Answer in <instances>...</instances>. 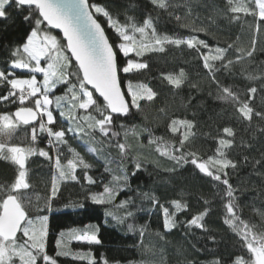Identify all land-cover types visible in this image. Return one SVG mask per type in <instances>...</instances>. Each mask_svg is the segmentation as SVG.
Here are the masks:
<instances>
[{"label":"snow or ice","instance_id":"obj_1","mask_svg":"<svg viewBox=\"0 0 264 264\" xmlns=\"http://www.w3.org/2000/svg\"><path fill=\"white\" fill-rule=\"evenodd\" d=\"M226 2V10L221 14L227 16L230 22L240 23L241 33L245 27L251 32L247 44L241 43V35L223 47L219 42L215 46L210 45L196 35L161 33L151 14L138 23L134 15L126 13L122 22L119 15H114L107 6L93 0H0V21L11 19L9 8L14 6L23 23L31 26L23 42L10 49L6 66L0 68V88L5 89L0 92V104L17 105L14 112L0 114V160L16 168L13 181L0 183V264H17V261L19 264H41V261L43 264H57V260L46 251L48 216L33 218L29 212L31 197L28 190L31 184L26 164L31 157L39 156L54 169L47 197L49 210L50 202L60 191L61 182H80L77 169L83 170V179L87 184L97 183L88 175L92 165L71 147L69 135L72 139L84 140L89 153L97 159L103 158L104 172L111 176L107 183L100 181L102 192L90 193L94 203L112 204L119 193L133 191L130 178L145 170L149 162L158 168L160 159L172 161L179 167L190 164L195 172L209 179L211 188L207 193L189 192L161 203L154 192L135 190L141 203L150 202L151 209H158L162 215L163 233L158 232L157 235L164 239L173 229L183 227L185 235L200 230L207 234L208 240L216 243L207 218L211 217L214 204L219 200L222 205L220 219L239 238L241 249L247 252L246 256L236 255L230 264H264V211L251 206L253 212L260 216L259 224L244 219L240 197L246 186L243 182L238 185L231 183L232 174L241 165L229 153L237 147L251 150V145L243 138L237 144L233 126L223 127L216 135L204 133L216 144L212 154H207L197 146L199 134L195 130V122L186 116H169L168 110L163 107L158 109V118L168 120L167 133L171 134V138L167 133L156 136L147 126L129 127L122 122L117 125L118 119L128 118L133 109L143 113L144 105H154L159 97V93L147 83L133 85L129 82L125 93L120 74L147 69L149 65L142 59L146 53H165L169 46L180 48L183 45L197 54L206 76L216 86L215 98L232 106L238 123L246 122V130H250L254 119L264 121V96L260 97V108L254 107L257 95L264 91V83L260 88L249 86L246 91H241L224 84L218 75L224 72L235 77L236 64H242L245 58H252L258 50H264L260 48L259 39L264 35V0ZM150 3L154 9L174 15L169 11L175 7L171 0H150ZM99 17L104 18L118 42H113L107 35ZM246 17H252V21L249 22ZM175 19L180 27H189L182 22L181 16L175 15ZM53 30H59L62 36L54 34ZM191 31L207 34L208 30L193 24ZM120 56L125 58L123 64ZM18 70L26 76L18 75ZM245 71L242 68L240 75H244ZM37 74L42 76V80L37 79ZM161 78L177 90L188 79L183 68L178 75L161 73ZM246 79L264 82V75L248 74ZM192 87L198 85L194 83ZM59 88H63V92L56 95L54 90ZM99 98H102V104ZM57 112L58 116L55 115ZM21 126L29 130L27 142H12ZM144 132L148 133L147 145L141 142ZM130 135L137 141L136 148L128 142ZM45 139L46 145L40 147V142ZM91 145H99V148ZM64 148L71 153L70 157L65 155ZM137 148L150 151L154 148L158 158L150 161ZM108 149H115L117 156L112 157L110 152L105 155ZM243 161L246 165L251 163L253 173L264 179V171H261L264 154L260 159L251 160L245 155ZM164 171L174 173L176 167ZM190 196H195L199 206L194 213L190 199L186 198ZM134 200L133 196H128L119 202L117 207L125 210L122 216L112 212L107 215L124 223L134 216V212L127 210ZM137 210L142 209L137 206ZM186 213H190V218L181 220L180 216ZM128 228L131 231L136 226L129 224ZM145 230L146 225L140 226L141 237ZM64 237L62 232L56 240L57 257L69 255L64 250L67 246ZM71 239L88 244L101 243L94 231L73 232ZM72 258H87L88 264H96L91 252L77 253ZM103 264H108V261L103 260ZM186 264L197 262L188 259ZM207 264H225V260L214 257Z\"/></svg>","mask_w":264,"mask_h":264},{"label":"trees","instance_id":"obj_2","mask_svg":"<svg viewBox=\"0 0 264 264\" xmlns=\"http://www.w3.org/2000/svg\"><path fill=\"white\" fill-rule=\"evenodd\" d=\"M93 2L107 6L114 15H119L122 22L125 20L126 13L134 15L138 23H142L143 19L151 14L159 32L179 36L196 35L213 46L219 42L220 46L227 47L228 43L236 40L237 35H241L242 44H247L251 36V32L246 27L241 33L240 23L230 22L227 16L221 14L226 10V0H171L175 5L174 8L169 9L174 12L173 16H169L166 11L154 9L150 0H93ZM9 13L11 14L10 20L0 21V68L6 66L10 49L23 42L31 27L29 24L23 23L22 17L17 15L14 6L9 8ZM175 15L181 16L182 22L189 24V27H180ZM99 19L105 27L107 35L113 42H118V38L112 30L107 28L104 18L99 17ZM246 19L249 22L252 21V17H246ZM193 24L206 28L207 34L192 32ZM259 39L260 48L264 49V35ZM233 55H235L234 52ZM119 59L121 64L125 62L124 57L120 56ZM142 59L148 63L147 69L130 74H120L122 91L127 92L129 82L133 85L147 83L159 93V97L154 105H144L143 113H138L133 109L128 118L118 119L117 125L122 122L129 127L132 125L147 126L152 128L153 134L156 136L166 134L168 120L163 117L158 118V109L163 107L168 110L169 116H186L195 122V130L199 134L197 146L207 154H212L216 144L204 133L216 135L223 127L233 126L236 129L237 144L239 145L243 138L251 145V150H242L237 147L229 153L230 157L239 161L241 165L237 172L232 174L231 183L233 185L242 182L245 184L246 190L240 197V203L243 206L242 216L244 219L259 224L260 216L253 212L251 206L254 205L264 211V179L253 173L251 163L244 164L243 157L247 155L250 160L252 158L260 159L264 154V131H261L264 129V121L254 119L250 130H246L248 129L246 122L238 123L234 118L232 106L215 98L216 86L206 76L197 54L188 49L186 45L180 48L169 46L165 53H146ZM181 68L184 69L188 79L180 89H173L171 85L167 84V81L162 80L161 73L171 72L178 75ZM242 68L246 69L244 75H240ZM234 72L236 73L235 77L221 72L218 74L219 79L224 84L232 85L241 91H246L249 86L260 88L264 82L248 80L246 76L248 74L264 75V50H258L254 57L245 58L242 64H236ZM17 74L22 75L23 73L18 71ZM194 83L198 87L193 88L192 84ZM4 91L5 89L0 88V92ZM54 92L56 95H60L63 88L54 90ZM261 96H264V91L257 95L254 107L260 108ZM128 99L130 100V97ZM99 102L103 103L101 100ZM16 106L0 104V114L5 111L14 112ZM55 115L58 116V112ZM28 132V129L21 126L12 142L20 143L22 140L27 142ZM167 135L171 138L170 133ZM68 139L71 147L92 165V168L88 170V175L97 180V183L87 184L83 179V170L77 169L80 182H61L60 191L50 202L51 210H49L47 197L54 169L47 160L39 156L31 157L26 164L31 184V188L28 190L31 197L28 202L29 212L33 218L48 216L46 251L57 260V264H88L87 258L73 259L70 255L56 256L58 251L56 240L60 238L62 232L65 233L64 240L67 245L65 251L73 250L81 254L91 252L96 264H103V260H107L108 264H117V262L118 264H186L188 259L195 260L197 264H207L214 257H221L225 260V264H230L236 255H247L246 249H241L238 244L239 238L220 219L222 205L219 200L214 204L211 217L207 218L216 243L208 240L207 234L200 230H194L192 234L185 235L183 227L173 229L165 235L164 239L157 235L158 232L163 233L162 215L158 209H151L150 202L141 203L135 190L152 191L160 198L161 203L179 198L182 194L189 192L204 191L207 193L211 188L209 179L195 172L190 164L179 167L172 161L160 159L158 168L154 163L149 162L145 165V170H141L135 177L130 178L133 191L119 193L112 204H97L90 198V193L102 192L103 184L100 181L103 180L104 183H107L111 179V176L104 172V159H97L94 154L89 153L84 140L72 139L71 135ZM128 142L134 148L137 147V141L133 136L128 137ZM141 142L147 145L148 133L141 134ZM46 143V139L42 140L39 146L44 147ZM91 146L99 148V145ZM137 150L147 156L150 161L158 158V153L154 151V148L151 151L138 148ZM64 152L67 157L71 156L67 148H64ZM108 152L112 157L117 156L115 149L106 150L105 155ZM131 167L129 165V170ZM171 167H176L174 173L164 171ZM261 171H264V168H261ZM15 174L14 165L0 160V183L13 181ZM128 196L135 198L134 203L127 209L134 212V216L129 217L124 223H119L107 213L112 212L116 216H122L125 210L118 208L117 205ZM186 198L190 199L192 203V212L197 211L199 206L196 204L195 196ZM137 206L142 210H137ZM185 218H190V213L180 216L181 220ZM129 224L135 225V230L130 231ZM142 225H146L143 237L139 231ZM83 231L96 232L101 243L88 244L87 242H74V239H71L73 232ZM197 249L202 251H197ZM17 264H19L18 261Z\"/></svg>","mask_w":264,"mask_h":264},{"label":"rangeland","instance_id":"obj_3","mask_svg":"<svg viewBox=\"0 0 264 264\" xmlns=\"http://www.w3.org/2000/svg\"><path fill=\"white\" fill-rule=\"evenodd\" d=\"M19 71V70H18ZM21 76H26V73H23ZM37 79L38 80H42V76L40 75V74H37ZM83 242V241H77V240H74V242ZM68 252L69 253H71V254H69L70 256H73L74 254H77L78 252H76V251H73V250H68Z\"/></svg>","mask_w":264,"mask_h":264},{"label":"water","instance_id":"obj_4","mask_svg":"<svg viewBox=\"0 0 264 264\" xmlns=\"http://www.w3.org/2000/svg\"><path fill=\"white\" fill-rule=\"evenodd\" d=\"M53 33H56V34H58V35H61V36H62V34H61V33H59V30H53ZM99 100H101V101L103 102L102 98H99Z\"/></svg>","mask_w":264,"mask_h":264}]
</instances>
